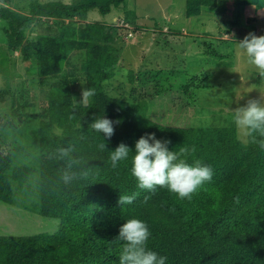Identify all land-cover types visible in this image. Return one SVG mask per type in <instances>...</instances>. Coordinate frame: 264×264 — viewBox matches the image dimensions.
<instances>
[{"label": "trees", "instance_id": "obj_1", "mask_svg": "<svg viewBox=\"0 0 264 264\" xmlns=\"http://www.w3.org/2000/svg\"><path fill=\"white\" fill-rule=\"evenodd\" d=\"M125 1L35 0L25 13L8 7L13 0H0V19L7 22L3 30L7 41L0 44H8L9 53L20 48L26 61L35 56L37 72L44 79L61 75L74 53L81 52L79 72L95 89L87 102L74 104L70 86L75 73H70L72 80L61 77L47 93V120L33 131L32 163H15L20 153L0 151V201L15 205L18 200L29 211L59 221L52 234L0 235V264H118L123 242L114 237L131 216L148 223L147 246L166 254L167 264H264V148L259 143L264 137L249 133L244 143L233 126L163 124L147 115L144 100L118 99L104 90L118 61L115 28L100 22L75 27L71 22L85 18L92 9L106 15ZM219 1L236 10L233 26L241 24L244 7L264 8V0H186V15H198ZM35 17L53 19L56 33L27 38L26 27ZM99 114L119 120L111 137L88 127ZM27 117L19 113L9 127L25 123ZM57 127L60 135L53 130ZM146 132L168 140L170 149H193L181 155L189 162L211 164V178L190 198L159 185L155 190L137 188L130 173L132 152L115 168L108 155L121 141L134 150L135 140ZM101 143L106 148L99 147ZM67 144L73 145L72 155L80 160L74 167L88 174L65 183L61 179L65 161L56 158V150ZM33 175L36 184L29 182ZM121 192L136 193L131 204L118 202Z\"/></svg>", "mask_w": 264, "mask_h": 264}, {"label": "rangeland", "instance_id": "obj_2", "mask_svg": "<svg viewBox=\"0 0 264 264\" xmlns=\"http://www.w3.org/2000/svg\"><path fill=\"white\" fill-rule=\"evenodd\" d=\"M34 1L13 0L8 7L26 13ZM223 4L219 1L217 6L203 7L198 15L188 17L186 0H126L106 15L92 9L71 24L80 27L100 22L115 28L118 61L114 76L104 82L108 95L144 100L147 115L170 126H233L239 140L247 143L249 133L237 128L232 110L249 98H264V77L246 61L236 41L250 31L264 34V8L244 7L241 24L233 26L238 19L236 10ZM6 26L0 19V42L7 41ZM55 33L53 19L37 17L25 31L27 38ZM83 59L77 51L61 75L41 79L35 56L26 61L20 48L9 53L8 44H0V151L4 155L18 152L15 163H32L33 131H39L47 120V93L61 77L72 80L70 73H75L70 86L72 101L87 102V97L82 98V90L88 87L86 78L79 72ZM21 112L27 114V121L12 129L9 125ZM29 182L36 184L37 176ZM13 186L16 188L15 183ZM19 195L17 190L16 197ZM19 203L0 201V235L30 236L58 230V220L42 217Z\"/></svg>", "mask_w": 264, "mask_h": 264}, {"label": "clouds", "instance_id": "obj_3", "mask_svg": "<svg viewBox=\"0 0 264 264\" xmlns=\"http://www.w3.org/2000/svg\"><path fill=\"white\" fill-rule=\"evenodd\" d=\"M236 47L242 51L246 61L255 66L261 77H264V34L248 32L236 41ZM95 89L86 87L82 90V98L94 95ZM232 120L238 129L248 133H256L264 137V98H249L246 103L238 105L232 110ZM114 123L119 120L106 115H96L88 127L97 132H102L104 137H111ZM57 135L61 134L60 128H55ZM101 136V135H100ZM255 139V136L252 137ZM103 141H105L103 139ZM169 141L157 138L152 132L140 135L134 142V150L123 141L109 151L108 159L111 167L115 168L120 161L131 155L130 173L136 178L137 188L155 190L156 186L167 187L181 198H190L205 180L211 178L213 169L211 164L200 160L189 162L181 153L193 149H170ZM264 148V139L259 141ZM106 148L105 143L99 145ZM57 159L65 161L61 172V179L68 183L79 176H87V170L74 167L80 164L78 157L72 155L73 145L67 144L57 150ZM136 193H120L118 202L124 206L131 204ZM151 235L148 223L137 216L124 219L120 224L114 241L123 242L118 255V264H167L168 257L154 248L147 246Z\"/></svg>", "mask_w": 264, "mask_h": 264}, {"label": "built area", "instance_id": "obj_4", "mask_svg": "<svg viewBox=\"0 0 264 264\" xmlns=\"http://www.w3.org/2000/svg\"><path fill=\"white\" fill-rule=\"evenodd\" d=\"M131 34V33H130Z\"/></svg>", "mask_w": 264, "mask_h": 264}, {"label": "crops", "instance_id": "obj_5", "mask_svg": "<svg viewBox=\"0 0 264 264\" xmlns=\"http://www.w3.org/2000/svg\"><path fill=\"white\" fill-rule=\"evenodd\" d=\"M1 4V3H0Z\"/></svg>", "mask_w": 264, "mask_h": 264}]
</instances>
